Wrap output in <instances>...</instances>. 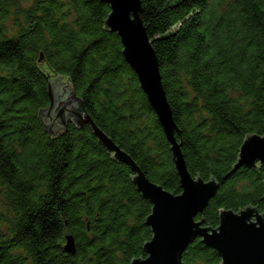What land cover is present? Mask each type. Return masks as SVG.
<instances>
[{
  "label": "trees",
  "instance_id": "obj_1",
  "mask_svg": "<svg viewBox=\"0 0 264 264\" xmlns=\"http://www.w3.org/2000/svg\"><path fill=\"white\" fill-rule=\"evenodd\" d=\"M224 1L141 0L188 168L220 184L198 216L214 228L224 209L264 213V165L234 170L243 141L264 136V0H231L226 9ZM110 12L102 0H0V264L147 256L153 204L131 166L90 125L67 121L59 132L44 122L53 75L69 80L72 96L153 182L183 191L171 144L121 37L106 26ZM183 261L222 264L201 238Z\"/></svg>",
  "mask_w": 264,
  "mask_h": 264
},
{
  "label": "water",
  "instance_id": "obj_2",
  "mask_svg": "<svg viewBox=\"0 0 264 264\" xmlns=\"http://www.w3.org/2000/svg\"><path fill=\"white\" fill-rule=\"evenodd\" d=\"M111 12L106 26L117 32L123 43L125 60L136 72L141 87L155 111L171 144L175 169L180 178L182 193L174 194L153 182L134 158L103 131L81 102L72 96L69 80L53 75L50 89L51 105L43 111V120L52 131H63L67 121L80 126L90 125L99 142L118 161L131 166L133 181L142 195L153 204L146 218L152 237L145 243L147 256L135 258L129 264H185L183 254L196 239L214 248L222 264H264V213L248 206L239 212L224 209L218 227L206 226L198 220L220 184L215 178L205 181L190 172L176 137L180 133L173 108L165 90L161 64L143 20L141 0H102ZM264 165V136L253 134L242 143L234 170ZM66 250L75 253L72 236H67Z\"/></svg>",
  "mask_w": 264,
  "mask_h": 264
},
{
  "label": "rangeland",
  "instance_id": "obj_3",
  "mask_svg": "<svg viewBox=\"0 0 264 264\" xmlns=\"http://www.w3.org/2000/svg\"><path fill=\"white\" fill-rule=\"evenodd\" d=\"M229 1H231V0H226V1L223 2V3L225 4L224 9H226V5L229 3ZM25 5H26V6H27V5H30V3L27 2ZM13 26H14V25H12L11 22H10V24H9V28H10L9 32H11V33H12V32H16V31H15V28H14ZM0 191H1V196H0V198L3 199V200L0 201V206H1L2 208H5L6 200L4 199V194L2 193V192H3L2 189H1Z\"/></svg>",
  "mask_w": 264,
  "mask_h": 264
}]
</instances>
